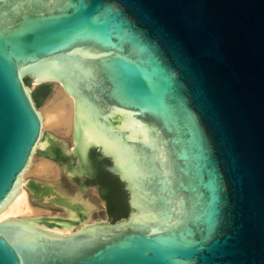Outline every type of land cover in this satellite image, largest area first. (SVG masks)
<instances>
[{
  "label": "water",
  "instance_id": "95a60500",
  "mask_svg": "<svg viewBox=\"0 0 264 264\" xmlns=\"http://www.w3.org/2000/svg\"><path fill=\"white\" fill-rule=\"evenodd\" d=\"M30 83L72 97V148ZM54 141L78 194L25 185L73 215L0 220V264H264V0H0V211ZM104 158L126 214L84 220Z\"/></svg>",
  "mask_w": 264,
  "mask_h": 264
},
{
  "label": "bare ground",
  "instance_id": "6f19581e",
  "mask_svg": "<svg viewBox=\"0 0 264 264\" xmlns=\"http://www.w3.org/2000/svg\"><path fill=\"white\" fill-rule=\"evenodd\" d=\"M33 86V83L31 87ZM56 89L55 93L53 94L52 98L49 99L46 104L42 108H38L41 116H42V136L44 135V131L48 130L52 126H60L65 129H70L71 132V141L72 147L74 146V142L72 139L73 135V118H74V108H73V100L70 95H68L63 88L59 84H55ZM50 134V133H49ZM41 136V138H42ZM40 138V139H41ZM38 146V143L36 147ZM71 147V148H72ZM35 155V154H34ZM34 155L30 157L28 167L23 171L20 177L19 182V190L12 198V200L0 211V220L10 218V217H31V218H38L41 216H56L59 218H68L73 215L72 211L67 208L65 205H60V209L62 213L58 214H43L38 213L40 209L34 208L28 201V197L32 203L38 206L48 207V208H58L56 207L57 204H54L52 201H42L43 197H39L36 200H33L32 192L27 188L25 185L27 182V177L29 174L48 177L56 174L58 171L57 166L55 163L47 158L39 159L37 163H34ZM37 157V156H36ZM34 168V169H33ZM33 171V172H32ZM55 176V175H54ZM34 179V178H32ZM24 180V181H23ZM23 181V182H22ZM53 186L56 188L58 193L66 200L71 201L75 198L76 195L68 196L59 186L54 182H51ZM80 198V196H79ZM81 199V198H80ZM82 200V199H81ZM83 201V200H82ZM89 206V205H88ZM43 209V208H42ZM90 207L87 215L90 213ZM60 214V215H59ZM84 220L86 219L84 217ZM44 229L51 232H56L60 234H65L70 232L73 227L69 229H65L64 231L60 229L50 228L45 226Z\"/></svg>",
  "mask_w": 264,
  "mask_h": 264
},
{
  "label": "rangeland",
  "instance_id": "374dc122",
  "mask_svg": "<svg viewBox=\"0 0 264 264\" xmlns=\"http://www.w3.org/2000/svg\"><path fill=\"white\" fill-rule=\"evenodd\" d=\"M32 83H30V86ZM43 85L39 86H32L33 87V96L35 100H37V106L38 108H42L46 102L49 101V99L52 98L53 94L55 93L56 86L55 84H52L50 86H47V91H45L42 88ZM50 133V135L62 139L65 142V149H70L72 147V141H71V132L70 129H65L60 126H52L48 130H45L44 133ZM37 156V157H36ZM42 158H47L44 156H41L39 154L34 155V162L33 165L35 166L34 163H37L39 159ZM51 161H53L50 158H47ZM55 165L57 166L58 171L56 174L52 176L43 177V176H38L34 175V173L29 174L27 178H34L37 180H44V181H50L54 182L55 184H58V186L66 193L68 196L77 195L78 194V187L72 183L65 173L62 171L60 168V165L58 162H55ZM34 169V168H33ZM33 172V171H32ZM80 198L83 200V202H86L89 207H90V214L86 215V219H107V212H106V206L105 202L102 200L100 197L98 190L96 187L93 185H88L84 188V190L79 194ZM28 201L31 204L32 207L40 209L38 213H43V214H58L62 213L60 208H48V207H43V206H38L32 203L28 197ZM43 208V209H42ZM60 215V214H59Z\"/></svg>",
  "mask_w": 264,
  "mask_h": 264
},
{
  "label": "flooded vegetation",
  "instance_id": "af4514ba",
  "mask_svg": "<svg viewBox=\"0 0 264 264\" xmlns=\"http://www.w3.org/2000/svg\"><path fill=\"white\" fill-rule=\"evenodd\" d=\"M36 104L38 103L37 100H35ZM55 143L50 144V149L55 150L56 158L52 159L55 162H62L65 165V157L62 155L64 150L61 149V147L58 146L57 141H54ZM70 155H74L72 152L68 153ZM90 157L93 156V154L89 155ZM48 158V157H47ZM58 158H60L58 160ZM74 159L76 162V157L74 156ZM73 159V160H74ZM108 163V160L106 158L100 160L96 165H93L92 173L89 176L82 175V179H80V184L84 187L88 185H93L97 188L100 197L105 202V205L107 207L108 211V217H114V210L116 209V206L118 204V201H116V195L120 192L122 194L125 193L122 187V183L118 181L115 175L109 173L105 169V165ZM74 166V165H73ZM65 168L66 165L64 166ZM125 202V199H124ZM107 217V218H108Z\"/></svg>",
  "mask_w": 264,
  "mask_h": 264
},
{
  "label": "trees",
  "instance_id": "16d2710c",
  "mask_svg": "<svg viewBox=\"0 0 264 264\" xmlns=\"http://www.w3.org/2000/svg\"><path fill=\"white\" fill-rule=\"evenodd\" d=\"M42 88L47 91V86L46 85H43ZM116 201H118V204L116 206V211L115 213H119V214H126V211H125V207H126V202H124V199L122 197V194L119 192L118 195H116Z\"/></svg>",
  "mask_w": 264,
  "mask_h": 264
}]
</instances>
